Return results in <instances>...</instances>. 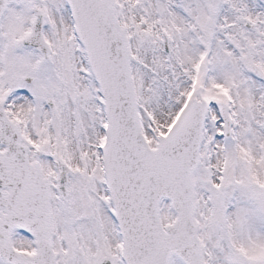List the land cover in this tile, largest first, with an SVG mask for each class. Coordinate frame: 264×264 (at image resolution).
<instances>
[{
  "label": "snow or ice",
  "instance_id": "obj_1",
  "mask_svg": "<svg viewBox=\"0 0 264 264\" xmlns=\"http://www.w3.org/2000/svg\"><path fill=\"white\" fill-rule=\"evenodd\" d=\"M0 264H264V0H0Z\"/></svg>",
  "mask_w": 264,
  "mask_h": 264
}]
</instances>
